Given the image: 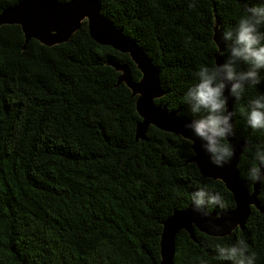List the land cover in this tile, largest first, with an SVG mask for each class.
I'll return each mask as SVG.
<instances>
[{
	"label": "trees",
	"instance_id": "trees-1",
	"mask_svg": "<svg viewBox=\"0 0 264 264\" xmlns=\"http://www.w3.org/2000/svg\"><path fill=\"white\" fill-rule=\"evenodd\" d=\"M18 0H0L3 8ZM66 2L69 0H59ZM101 14L140 48L159 71L164 94L155 103L195 118L182 102L196 73L215 62V19L221 32L250 0H96ZM133 81L140 72L127 53L90 38L86 21L63 43L25 41L17 24L0 25V264H159L162 222L191 204V191L231 192L190 161V142L150 125L136 137ZM264 92V84L259 86ZM254 94V93H253ZM233 102L238 141L264 142ZM250 163L245 146L237 169ZM264 210V184L257 196ZM175 237L173 264H232L215 245L243 239L264 264V213L251 208L243 229L213 237L194 229Z\"/></svg>",
	"mask_w": 264,
	"mask_h": 264
},
{
	"label": "water",
	"instance_id": "water-1",
	"mask_svg": "<svg viewBox=\"0 0 264 264\" xmlns=\"http://www.w3.org/2000/svg\"><path fill=\"white\" fill-rule=\"evenodd\" d=\"M84 20L91 39L98 44L127 53L140 72L138 80L133 81L125 65H115L120 71L119 82H124L131 90V95L136 96L135 108L141 119L136 124V137L143 139L147 128L152 125L188 140L193 151L190 161L195 163L202 177L222 181L233 196L234 206L229 210L218 213L212 211L205 216L202 212L194 211L190 204L183 209L174 210L166 217L162 222L159 264H173L175 237L181 230L186 231L193 240L194 229L209 236L222 237L229 235L236 228L243 229L252 207L264 213L257 200L260 183L253 182L249 191L237 169L239 156L246 143L238 141L234 134L228 141L234 149V155L223 166H215L201 147V141L185 128L193 118L181 117L177 111L168 110L165 105L155 103V99L164 94L158 69L130 38L107 21L101 14L100 4L96 0H18L0 12V25L17 24L25 41L33 38L46 46L66 42ZM213 31V40L217 46L214 57L215 62H218L221 59L218 53L223 50L224 42L217 19ZM233 102L229 97L230 111Z\"/></svg>",
	"mask_w": 264,
	"mask_h": 264
},
{
	"label": "clouds",
	"instance_id": "clouds-1",
	"mask_svg": "<svg viewBox=\"0 0 264 264\" xmlns=\"http://www.w3.org/2000/svg\"><path fill=\"white\" fill-rule=\"evenodd\" d=\"M195 6V0L189 7ZM224 47L218 62L202 66L196 73V83L183 93L182 102L195 117L185 125L217 167L223 166L234 155L228 142L234 135L235 113L228 108V99L246 100L240 108L247 128L264 131V0H250L234 25L221 32ZM254 93V94H253ZM178 115H180L178 113ZM195 143V140L192 141ZM250 163L242 175L250 182L264 184V142H246ZM194 211L209 215L213 208L224 209L222 193L200 187L189 195ZM219 230V229H217ZM216 259L232 264H256L257 254L249 250L243 239L230 244L215 245ZM198 264L208 261L198 257Z\"/></svg>",
	"mask_w": 264,
	"mask_h": 264
}]
</instances>
